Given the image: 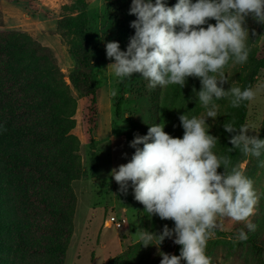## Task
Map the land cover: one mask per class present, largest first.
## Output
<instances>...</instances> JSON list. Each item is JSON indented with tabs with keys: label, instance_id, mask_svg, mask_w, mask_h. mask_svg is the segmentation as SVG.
I'll return each instance as SVG.
<instances>
[{
	"label": "clouds",
	"instance_id": "9594fccd",
	"mask_svg": "<svg viewBox=\"0 0 264 264\" xmlns=\"http://www.w3.org/2000/svg\"><path fill=\"white\" fill-rule=\"evenodd\" d=\"M129 14L137 17L130 25L135 34L126 51L118 42L106 44L107 57L115 61L107 68L121 79L139 73L150 89L167 85L183 88L188 77L199 78L201 89L193 88V92L205 113L179 117L182 138L166 133L163 122L151 125L147 135H137L131 141L135 152L130 162L112 169L110 175L122 191L131 182L134 198L150 217L174 221V228L165 225L160 234L144 229L136 232L145 247H159L173 237L174 243L182 246L178 256L161 252L160 264H212L206 255L207 242L220 227V219L245 222L250 231L256 229L250 220L259 199L254 181L233 166L229 156L213 152L218 137L209 134L206 119L218 116L216 100L230 97L231 107L239 108L256 97L250 87L224 90L227 77L223 69L230 60L241 65L248 61L245 20L251 15L264 23V0H178L172 7L164 0H132ZM210 19L216 23H208ZM205 24L207 27H202ZM110 95L115 97L117 90L112 89ZM223 127L235 133L229 140L233 145L230 150L239 149L246 157L264 154V140L249 136L247 125L237 128L227 121ZM259 166L264 167V160ZM221 167L222 173L218 172ZM237 239L245 241L248 236L241 229Z\"/></svg>",
	"mask_w": 264,
	"mask_h": 264
},
{
	"label": "rangeland",
	"instance_id": "374dc122",
	"mask_svg": "<svg viewBox=\"0 0 264 264\" xmlns=\"http://www.w3.org/2000/svg\"><path fill=\"white\" fill-rule=\"evenodd\" d=\"M86 2L89 5V40L97 45L118 42L120 49L126 51L128 41L122 37L124 34L119 32L121 37H115L114 29L109 24L106 0ZM192 2L195 3L196 0ZM72 3L73 0H0V31L26 33L44 47L50 48L67 84H70L69 75L76 64L70 55L68 41L60 33L59 22L64 17L75 15L70 9ZM244 26L249 32V39L246 42L248 48H257L258 56L263 55L261 51L264 47V23H258L249 15ZM202 27L206 28L207 24ZM101 51L102 49L97 48L95 61L98 60ZM114 62L113 58L108 59L105 65L95 64L94 74L99 82L95 124L92 125L88 118L91 99L81 97L73 90V95L78 100L75 134L80 140L83 174L81 179L73 184L78 202L74 234L64 264H108L140 242L136 235L138 229L160 234L163 227L172 221L162 220L158 215L150 217L145 212L144 205L134 198L131 182H128L127 190L122 191L110 172L130 162L135 152V148L130 146L131 141L137 135H147L151 125L163 122L164 131L176 137L179 117L185 113L190 118L193 116L191 112L186 111L192 77L187 78L183 88L178 85L177 113L171 119L169 115L171 100L167 96V86L150 89L147 86L148 81L139 73H134L131 78H118L111 68H107ZM243 66L232 62L223 70L227 77V82L222 85L224 90L227 91L231 86H242L241 75L246 73ZM112 89L117 90L115 97L110 95ZM253 90L256 97L249 103L245 125L249 128L247 133L249 136L260 138L264 128V69L258 74ZM216 104L219 106L218 116L215 120L210 117L206 119L210 126L209 133L213 136L225 116L228 101ZM204 113L205 109L194 116H201ZM92 139L96 144L94 151L97 155L96 172L93 167ZM138 147L142 148L143 145ZM213 152L218 155L217 148H214ZM262 160L264 154L259 158L245 156L237 165L254 181V188L259 197L255 214L250 220L257 214L259 218L262 217L260 206L264 195V167L259 166ZM18 217L16 195L3 190L0 179V264H21L15 248L20 247V240L27 237L21 229ZM113 217L126 220V223L117 228L111 224ZM218 224L222 234L215 233L208 240L206 248V255L211 258L212 264H264V251L245 246L237 239L236 234L246 228L245 222L222 218ZM173 239L166 238L159 247L144 246L131 264H155L161 252L174 254ZM156 243L153 241V244ZM232 249H236L233 254ZM181 264L186 262L182 261Z\"/></svg>",
	"mask_w": 264,
	"mask_h": 264
},
{
	"label": "trees",
	"instance_id": "16d2710c",
	"mask_svg": "<svg viewBox=\"0 0 264 264\" xmlns=\"http://www.w3.org/2000/svg\"><path fill=\"white\" fill-rule=\"evenodd\" d=\"M106 3L114 36L120 38L119 32L123 33L122 37L129 44L135 34L130 25L137 19L129 14L132 0H106ZM164 3L172 7L176 0H164ZM70 9L75 15L64 17L59 22L60 33L68 41L70 55L76 64L69 75L70 84L65 81L50 48L26 33L0 31V179L1 188L16 195L18 219L27 237L20 240V247L15 248L21 264L65 263L74 234L78 202L73 184L83 174L80 140L75 134L78 100L73 90L81 97L91 99L88 118L92 125L95 124L99 89L94 74L95 64L105 65L109 59L107 43L97 45L89 40V5L86 0H73ZM208 23L214 25L216 21L210 19ZM97 48L102 51L95 61ZM249 49L248 61L243 64L246 73L241 75L242 90L253 89L258 74L264 69V47L261 56H258L257 48ZM231 63L230 60L225 68ZM193 88L197 92L201 89L199 78L192 77L186 106V111L194 116L204 108ZM167 96L171 100L169 115L172 119L177 113L178 85H167ZM225 101H228L225 116L214 134L218 137L215 148L218 155L229 156L232 165L237 166L245 156L239 149L230 150L233 145L229 140L235 133L226 132L223 125L227 121L233 122L237 128L245 125L250 101L243 102L239 108L231 107L230 97L215 103ZM183 134L184 129L178 119L176 137L182 138ZM259 139L264 140V128ZM95 145L92 139L94 172L97 165ZM223 171V167L218 169L220 173ZM260 214L262 217L257 214L251 220L256 225L255 231H250L247 226L243 230L248 239L242 243L264 251V195ZM173 225L174 221H169L170 229L174 228ZM215 233L222 234L218 228ZM174 239L172 255L178 256L182 246L175 244ZM143 248L139 242L108 264H131ZM235 250L232 249V254ZM161 259V255L157 256L155 264H160Z\"/></svg>",
	"mask_w": 264,
	"mask_h": 264
},
{
	"label": "built area",
	"instance_id": "2783aa9c",
	"mask_svg": "<svg viewBox=\"0 0 264 264\" xmlns=\"http://www.w3.org/2000/svg\"><path fill=\"white\" fill-rule=\"evenodd\" d=\"M125 223H126V220H118L115 217L111 219V224L117 228H121Z\"/></svg>",
	"mask_w": 264,
	"mask_h": 264
}]
</instances>
